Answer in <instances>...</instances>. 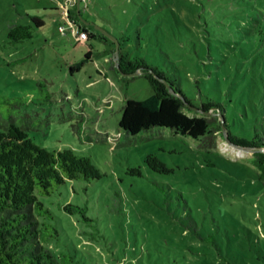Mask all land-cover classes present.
Listing matches in <instances>:
<instances>
[{
  "label": "rangeland",
  "instance_id": "rangeland-1",
  "mask_svg": "<svg viewBox=\"0 0 264 264\" xmlns=\"http://www.w3.org/2000/svg\"><path fill=\"white\" fill-rule=\"evenodd\" d=\"M78 3L96 33L84 42L63 14L72 0H0V95L25 103L15 115L29 116L37 144L91 155L102 171L41 196L59 230L47 245L77 264H264V178L254 152L220 134L214 149L223 155L203 153L198 139L169 127L127 135V99L153 89L147 77L119 72L113 39L131 59L164 69L195 105L221 101L234 128L264 136V45L254 34L238 43L228 27L241 26L253 4L264 9V0ZM32 15L45 24L13 42L10 28ZM150 153L172 171L151 168ZM69 202L85 213L65 210Z\"/></svg>",
  "mask_w": 264,
  "mask_h": 264
},
{
  "label": "trees",
  "instance_id": "trees-1",
  "mask_svg": "<svg viewBox=\"0 0 264 264\" xmlns=\"http://www.w3.org/2000/svg\"><path fill=\"white\" fill-rule=\"evenodd\" d=\"M258 6L253 4L246 9L249 17L239 21L241 26L228 21L231 22L228 27L233 31V26L237 33L238 43H247L254 34L264 45V9ZM81 13V10L69 9L70 17L88 29L81 21ZM32 21L14 24L9 31L11 40L20 42L32 38L35 30L45 24L41 15H32ZM241 27L247 30L248 38L241 36L244 32ZM94 36L96 33L91 32L90 37ZM102 36L108 39L105 34ZM118 62L119 72L132 76L139 71L148 78L153 89L147 98L127 99L120 119V126L127 135H137L153 127H169L178 134L198 139L203 153L222 154L214 149L221 134L233 144L254 152V164L264 178V136L259 132L252 134L249 129L244 128L242 132L234 128L223 102L208 97L200 106L195 105L178 81L164 69L150 65L143 57L131 59L121 48ZM24 105L21 99L0 95V264H77L72 255H59L47 245L59 235V230L52 222L55 217L52 209L41 196L51 195L68 180L99 178L102 171L91 155L72 148L49 149L37 144L28 131L29 116L15 115ZM190 108H200L202 113L190 115L186 111ZM146 160L154 170L172 171L155 153L148 154ZM132 171L142 174L139 167ZM63 207L69 212L86 211L85 207L71 202Z\"/></svg>",
  "mask_w": 264,
  "mask_h": 264
},
{
  "label": "built area",
  "instance_id": "built-area-1",
  "mask_svg": "<svg viewBox=\"0 0 264 264\" xmlns=\"http://www.w3.org/2000/svg\"><path fill=\"white\" fill-rule=\"evenodd\" d=\"M77 1L78 0H75V2ZM69 9H65L63 11L64 17L69 22V29L72 31V33H74L79 42L87 41L90 38L91 32L89 31V29L82 28L75 19L70 17ZM67 29L68 28L66 26H61V30L66 31Z\"/></svg>",
  "mask_w": 264,
  "mask_h": 264
},
{
  "label": "water",
  "instance_id": "water-1",
  "mask_svg": "<svg viewBox=\"0 0 264 264\" xmlns=\"http://www.w3.org/2000/svg\"><path fill=\"white\" fill-rule=\"evenodd\" d=\"M79 3H80V1H79ZM113 39H114V41L117 43V49H116V56H115V57H116V65L119 66L118 56H119V54H120V43H119L118 39H115V38H113ZM138 74H140L139 71L133 73L132 76H134V75H138ZM199 109H200V108H199ZM236 146H237V145H236ZM238 147H240V146H238ZM245 149H249V148H245ZM249 150H250V149H249Z\"/></svg>",
  "mask_w": 264,
  "mask_h": 264
},
{
  "label": "crops",
  "instance_id": "crops-1",
  "mask_svg": "<svg viewBox=\"0 0 264 264\" xmlns=\"http://www.w3.org/2000/svg\"><path fill=\"white\" fill-rule=\"evenodd\" d=\"M72 1H73V4L75 3V6H72L71 9H73V10H76V9H77V10H81V9H80L81 7H80L78 1H77V2H75V0H72ZM78 6H79V7H78ZM81 21H83V20L81 19ZM85 23H86V22H85ZM86 24H87V28L89 29V31H90V32H93V31H92L93 28L91 27V25L88 24V23H86Z\"/></svg>",
  "mask_w": 264,
  "mask_h": 264
}]
</instances>
